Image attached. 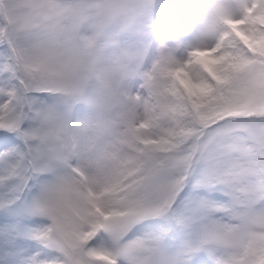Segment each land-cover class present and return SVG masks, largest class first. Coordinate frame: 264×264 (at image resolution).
<instances>
[{
  "label": "snow or ice",
  "instance_id": "6c2138e0",
  "mask_svg": "<svg viewBox=\"0 0 264 264\" xmlns=\"http://www.w3.org/2000/svg\"><path fill=\"white\" fill-rule=\"evenodd\" d=\"M217 11L109 169L45 132L37 0H0V264H264V0Z\"/></svg>",
  "mask_w": 264,
  "mask_h": 264
},
{
  "label": "clouds",
  "instance_id": "9594fccd",
  "mask_svg": "<svg viewBox=\"0 0 264 264\" xmlns=\"http://www.w3.org/2000/svg\"><path fill=\"white\" fill-rule=\"evenodd\" d=\"M225 2L213 0L204 13L203 33L194 47L211 38L219 24L217 5ZM37 9L29 73L63 106L43 105L44 130L66 135L111 169L124 134L143 121L152 91L164 87L182 59L179 46L161 45L151 66L144 67L151 19L157 11L170 10L169 0H37ZM131 37L135 45L125 42ZM137 79L143 92L133 91ZM78 104L88 109L86 115L73 116L71 108Z\"/></svg>",
  "mask_w": 264,
  "mask_h": 264
},
{
  "label": "rangeland",
  "instance_id": "374dc122",
  "mask_svg": "<svg viewBox=\"0 0 264 264\" xmlns=\"http://www.w3.org/2000/svg\"><path fill=\"white\" fill-rule=\"evenodd\" d=\"M169 3L170 10L167 13L157 11L151 19L148 35L144 40V43L149 45L145 56V69L149 68L157 58L161 45H165L169 49L179 46L180 52L177 55L183 53L181 58L186 57L187 52L196 45L202 36L201 18L211 8L213 0H187V2L186 0H169ZM124 39L129 44L137 43L134 37ZM141 84L142 81L139 79L134 81L133 91L143 92V89L140 88ZM44 95L46 98L41 101L43 105L63 107L52 96ZM71 112L74 117L84 116L88 113V109L83 104H78L71 108Z\"/></svg>",
  "mask_w": 264,
  "mask_h": 264
},
{
  "label": "bare ground",
  "instance_id": "6f19581e",
  "mask_svg": "<svg viewBox=\"0 0 264 264\" xmlns=\"http://www.w3.org/2000/svg\"><path fill=\"white\" fill-rule=\"evenodd\" d=\"M157 40V39H156ZM157 52V51H156ZM156 57V56H155Z\"/></svg>",
  "mask_w": 264,
  "mask_h": 264
}]
</instances>
